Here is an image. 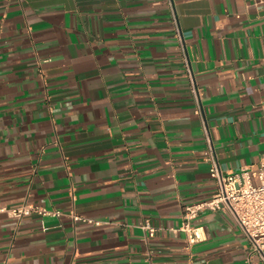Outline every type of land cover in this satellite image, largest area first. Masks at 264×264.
Masks as SVG:
<instances>
[{
    "label": "crops",
    "instance_id": "obj_1",
    "mask_svg": "<svg viewBox=\"0 0 264 264\" xmlns=\"http://www.w3.org/2000/svg\"><path fill=\"white\" fill-rule=\"evenodd\" d=\"M203 126L223 173L264 159V0H0V207L62 211L0 210V264H264L225 209L175 230Z\"/></svg>",
    "mask_w": 264,
    "mask_h": 264
},
{
    "label": "built area",
    "instance_id": "obj_2",
    "mask_svg": "<svg viewBox=\"0 0 264 264\" xmlns=\"http://www.w3.org/2000/svg\"><path fill=\"white\" fill-rule=\"evenodd\" d=\"M196 112H199L198 107ZM203 131L208 150L206 157L209 161L208 172L215 180L216 189L207 199L184 204L182 206V220L175 230L185 233L187 243H194L202 239L201 231L199 230L200 227L192 225L190 220L206 209H225L245 236L249 253L256 254L264 261V159L255 168L243 167L237 171L223 173L212 149L205 126H203ZM0 210L16 219L31 213L53 216L62 214V211L58 209H48L32 203L0 207ZM72 217L79 218L81 216L72 215ZM86 220L91 221V219ZM141 227L144 231V239L154 234L155 229L148 222H145Z\"/></svg>",
    "mask_w": 264,
    "mask_h": 264
},
{
    "label": "rangeland",
    "instance_id": "obj_3",
    "mask_svg": "<svg viewBox=\"0 0 264 264\" xmlns=\"http://www.w3.org/2000/svg\"><path fill=\"white\" fill-rule=\"evenodd\" d=\"M253 181H255V179H253Z\"/></svg>",
    "mask_w": 264,
    "mask_h": 264
}]
</instances>
